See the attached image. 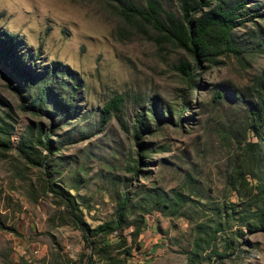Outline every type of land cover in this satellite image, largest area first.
<instances>
[{
    "label": "rangeland",
    "instance_id": "1",
    "mask_svg": "<svg viewBox=\"0 0 264 264\" xmlns=\"http://www.w3.org/2000/svg\"><path fill=\"white\" fill-rule=\"evenodd\" d=\"M160 1L177 11V0ZM113 4L0 0V30L19 41L17 54L30 53L23 63L32 59L31 69L39 72L58 62L79 83L67 117L61 119L51 99L42 109L56 111L52 116L33 112L24 107L25 91L15 89L18 79L8 77L0 58V117L12 125L10 147L0 146V264H84L91 252L57 194L42 189L46 180L68 189L90 227L113 219L125 194L136 196L132 205L145 191L165 196L143 215L135 243L131 226L106 236L116 264L184 263L197 224L209 232L218 227L210 249L222 255L204 264H264V216L256 217L261 203L264 207V156L237 193L230 188L231 169L241 161L237 123L243 112L235 98L214 97L221 89L237 93L264 74V0H249L256 16L232 31L245 41L241 58L228 54L215 63L198 62L190 79L172 67L178 58L191 64L185 52L157 42L148 25L124 22ZM115 94L122 95L125 128L113 115L100 123L101 107ZM140 108L146 109V129L135 139ZM37 127L54 148L33 144L32 156L42 165L17 152L23 138L32 145ZM261 133L264 153V128ZM244 138L256 140L249 130ZM135 164L138 172L131 169ZM258 182L263 194L253 188ZM120 236L124 246L116 245ZM91 258L92 264H110L95 254Z\"/></svg>",
    "mask_w": 264,
    "mask_h": 264
},
{
    "label": "trees",
    "instance_id": "2",
    "mask_svg": "<svg viewBox=\"0 0 264 264\" xmlns=\"http://www.w3.org/2000/svg\"><path fill=\"white\" fill-rule=\"evenodd\" d=\"M112 1L114 9L124 22L150 26L155 31L157 42L171 44L190 57L191 64L189 61L179 58L172 64V67L187 79L191 77L192 65H196L198 62L215 63L217 57L228 54H232L235 58H241L244 51L242 44L245 41L236 40L232 31L243 21L256 16L254 9L248 5L249 0H177V11L164 7L160 0H143L142 4L133 0ZM254 35L255 31L249 32V38L254 37ZM19 45V41L14 38L13 34L0 30V58L9 67L11 75L8 77L18 79L14 86L15 89L20 93L25 91L22 96L26 100L24 107L49 116L60 110L61 119L70 115L74 108L75 91L79 86L77 78L71 74L66 66L60 65L58 62H52L49 66H45L42 71H33L30 67L32 59L29 60L28 65L22 61H26V58L30 57V53H16L21 48ZM229 92L231 91L228 89H221L216 91L214 97L235 98L238 109L243 112V115H240L242 120L237 123L240 125V134L243 135V144L239 146L241 161L239 165L231 169L229 181L230 188L237 193L242 184L245 183V175L249 174L252 168L256 169L259 163L263 161L264 153L261 145L263 135L261 131L264 128V74L255 79L249 87L244 86L243 90H239L237 93L233 91L230 93L231 96L227 95ZM48 99H51L56 111L42 109ZM143 110L145 113L146 109ZM143 110H141L142 115L136 117L133 124L135 139L138 138L139 131L146 129ZM121 111L122 95L115 94L101 107L100 123H104L113 115L119 124L125 128V124L119 116ZM11 130L12 125L0 117V146L5 149L10 147L8 139ZM248 130L256 140L245 141L244 137ZM33 144L39 145L47 151H52L54 148L51 141L48 140V134L42 135L41 129L37 127L32 145L23 138L17 147L18 154L26 161L34 165H42L43 162L39 157L34 158L32 156ZM137 144L139 143L137 142ZM131 169L133 172L139 171L137 164ZM253 188L257 190V193L263 194V188L259 182L254 184ZM42 189L57 194L69 214V222L80 231L85 246L91 250L85 257L84 264L93 263L92 254L110 261V264H116V261H113L109 254V250L114 244L106 243V236L114 231L121 233L123 228L131 226L129 238L131 243H135L141 232L143 215L156 208L158 203L164 201L165 198L159 192L145 191L138 194V200H135V204L132 205L130 198H136V196L131 195L129 197L125 194L118 201L113 219L90 227L82 220L77 204L68 189L56 186L50 180L44 182ZM172 198L173 201H177L178 194ZM263 208L261 203L258 208L257 219L264 216ZM130 215H132L131 219H129ZM0 227H2L1 224ZM217 231L218 227L209 232L204 225L197 224L192 238L191 251L186 257V261L181 264H204L205 261H210L211 255L220 257L221 252L215 248L210 249ZM125 243L124 237L120 236V243L116 245L124 246ZM134 245L136 246V244ZM131 249L132 245L129 243L122 252L129 255ZM207 249L210 250L205 252ZM211 264H214L213 260Z\"/></svg>",
    "mask_w": 264,
    "mask_h": 264
}]
</instances>
